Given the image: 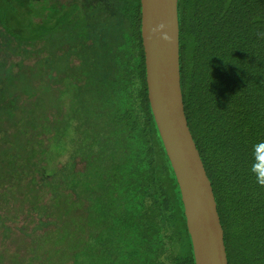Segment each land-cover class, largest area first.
I'll return each instance as SVG.
<instances>
[{"label": "trees", "instance_id": "16d2710c", "mask_svg": "<svg viewBox=\"0 0 264 264\" xmlns=\"http://www.w3.org/2000/svg\"><path fill=\"white\" fill-rule=\"evenodd\" d=\"M31 1L0 0V26L22 44L44 39L59 25L76 20L77 11L63 17L55 10L59 18L52 25L47 5L33 6ZM118 5L121 18L115 29L126 37L116 39L114 49L101 48L111 61L104 65L107 69L102 67L103 81L94 86L85 82L83 92L77 89L78 96L85 95L77 103L79 112L66 109L55 121L57 129L53 122H40L39 138L31 139L23 135L29 128H20L25 144L7 151L15 166L4 173L12 171L17 181L29 177L22 186L33 198L32 192L41 189L37 184L46 172L49 146L58 144L59 153H68V162L85 155L93 157L92 170L109 166L105 174L112 178L111 208L88 210L86 234L83 225L74 228L81 230L70 234L69 264H195L180 189L148 99L141 2L118 0ZM178 15L185 113L212 182L228 264H264V187L250 172L254 153L264 154V0H179ZM88 26L86 21L74 41L66 38L63 43L74 46L80 57L90 42L76 39H88ZM95 38L96 44L102 42L93 34ZM3 85L0 98L11 91ZM48 86L40 82L24 88L46 96L44 105L37 106L41 115L51 106ZM92 96L99 97L97 106ZM12 104L10 100L5 106ZM38 112L20 120L34 124ZM74 122L76 133L71 135ZM40 196L36 194L37 207ZM4 198L10 202L9 195Z\"/></svg>", "mask_w": 264, "mask_h": 264}, {"label": "rangeland", "instance_id": "374dc122", "mask_svg": "<svg viewBox=\"0 0 264 264\" xmlns=\"http://www.w3.org/2000/svg\"><path fill=\"white\" fill-rule=\"evenodd\" d=\"M47 1L35 0L31 1V4L40 7ZM118 6L116 0L112 4V9H100L101 12L95 9V15L88 18L89 31L86 34L88 39H76V42L83 40L84 45L90 42L86 51L83 49L82 57L78 51L73 50L74 46L71 49L64 45V42L66 38L74 41L72 37H77L80 25L85 23L83 19L76 18V25L65 28L60 25L44 39L24 44L7 34L0 26V82L11 90L0 98V264H69L72 260L69 249L70 234L81 230L78 228L77 231L74 228L83 225L82 231L86 234L85 224L90 214L88 210H93L94 206L100 209L111 208L108 185L112 178L105 174L109 166L105 165L103 170L100 168L92 170L93 157L85 155L84 159L78 156L73 161L75 163L68 162L70 159L68 153L64 154L63 150L59 153L58 144L49 146L52 153L47 155L44 163L46 172L42 174L37 184L41 189L32 192L33 198L28 197L27 188L22 186L23 181L29 177L23 175L17 181L12 171L6 174L4 172L5 169H12L15 166L10 163L12 161L9 160L7 151L13 150L16 146L20 149L25 144L26 139L20 135L23 134L20 128L26 125L29 129L27 134L23 135L31 139L39 138L36 133L41 132V129L37 128L40 122L49 124L53 122L54 128L57 129L55 121L63 117L66 109L70 112L71 110L79 112L77 103L81 97L85 98V95L78 96L77 89L85 82L94 86L103 81L102 67L107 69L104 65H111V61L101 48L106 46L114 49L113 46H117L116 39L123 41L126 37L124 33L115 29L121 18L116 14L121 11L116 9ZM36 20H40V17H36ZM91 34L102 38L100 44L105 43L104 46L96 44L98 39L93 40ZM104 37L106 40L103 41ZM57 40H61L62 43H58ZM92 43L95 44L94 47L91 46ZM105 69L102 73L106 71ZM86 71L88 73H84ZM111 78H114L113 74ZM40 82H47V85L49 83L47 92L52 100L51 106L47 108L48 112L43 115L38 112L37 106L44 105L46 96L39 95L37 91L28 94V89H24L25 85L35 86ZM83 91L84 88H81L80 92ZM90 98L92 104L97 106L99 97ZM10 100H13V104L5 106ZM32 110L38 112L35 115L37 122L22 123L20 119L30 114ZM76 123L71 126V135L76 133L74 129ZM94 128V125L88 128V133L92 134ZM15 134L19 135L20 140ZM64 140L66 143L69 138L65 136ZM66 144L64 146L68 149ZM40 193L41 202L37 207L36 194ZM6 195H9L10 202H4Z\"/></svg>", "mask_w": 264, "mask_h": 264}, {"label": "water", "instance_id": "95a60500", "mask_svg": "<svg viewBox=\"0 0 264 264\" xmlns=\"http://www.w3.org/2000/svg\"><path fill=\"white\" fill-rule=\"evenodd\" d=\"M148 99L184 206L195 264H228L212 182L185 113L179 0H140Z\"/></svg>", "mask_w": 264, "mask_h": 264}, {"label": "flooded vegetation", "instance_id": "af4514ba", "mask_svg": "<svg viewBox=\"0 0 264 264\" xmlns=\"http://www.w3.org/2000/svg\"><path fill=\"white\" fill-rule=\"evenodd\" d=\"M89 1L93 2L95 5H93ZM89 1H87V0H48L46 2V5L48 8L49 14L52 17V21H51L52 25H54L57 18H59V15L55 14V10H60L63 14V17H65L70 11H77L76 12V15H77L76 18L78 19V17H82L83 20H85L84 24H86V21L88 23V18H90L91 15H95V13H96L95 9H97V12H101L100 9H112V4L116 0H111V1H109V0H89ZM102 5H103V7L99 8ZM50 11H52V12L50 13ZM74 22H76V20ZM74 22L73 23H66V24H63L62 26H63V28H65V27H68L71 25H76V23H74ZM81 26L82 25H80V28H81ZM57 29L58 28L54 29L53 31H55ZM88 29H89V26H88ZM53 31H51V32H53ZM79 32H80V30L78 31V34H79Z\"/></svg>", "mask_w": 264, "mask_h": 264}, {"label": "clouds", "instance_id": "9594fccd", "mask_svg": "<svg viewBox=\"0 0 264 264\" xmlns=\"http://www.w3.org/2000/svg\"><path fill=\"white\" fill-rule=\"evenodd\" d=\"M261 147H264V143L261 144ZM250 172L255 177L256 184L264 187V154L258 150L253 155Z\"/></svg>", "mask_w": 264, "mask_h": 264}]
</instances>
